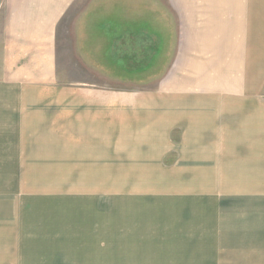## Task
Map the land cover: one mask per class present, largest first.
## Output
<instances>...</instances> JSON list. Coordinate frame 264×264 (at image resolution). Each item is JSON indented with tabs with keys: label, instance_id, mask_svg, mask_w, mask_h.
Returning <instances> with one entry per match:
<instances>
[{
	"label": "rangeland",
	"instance_id": "obj_1",
	"mask_svg": "<svg viewBox=\"0 0 264 264\" xmlns=\"http://www.w3.org/2000/svg\"><path fill=\"white\" fill-rule=\"evenodd\" d=\"M152 2L74 0L58 18L54 45L47 46L55 68L46 78H18L15 68L27 69L23 59L6 72L5 56L30 54L0 37V92L142 91L156 73L138 64L149 54L120 56L117 50L135 41V49H146L151 27L165 30L151 13ZM4 4L0 0V19ZM78 22L92 24L81 37L74 34ZM254 91L264 93V84ZM55 121L68 130L65 154L74 128L65 118ZM94 161L99 163L0 165V235L20 240L5 246L16 251L17 261L8 264H264V174L245 181L190 180L180 179L195 177L180 171L189 164L174 165V156L164 159L169 174L141 172V163L113 158Z\"/></svg>",
	"mask_w": 264,
	"mask_h": 264
},
{
	"label": "crops",
	"instance_id": "obj_2",
	"mask_svg": "<svg viewBox=\"0 0 264 264\" xmlns=\"http://www.w3.org/2000/svg\"><path fill=\"white\" fill-rule=\"evenodd\" d=\"M152 1L151 13L165 30L151 27L146 49H135V41L117 50L120 56L132 50L135 56L149 54L138 63L156 71L148 87L127 94L0 92V165L96 164L97 158H113L123 165L141 163V172L169 174L164 159L174 156V165L189 164L180 169L183 174L195 176L180 179H260L264 93L254 90L264 84V0ZM4 3L0 37L30 54L5 56L4 69L23 59L27 69L15 68L18 78H46L55 68L47 46L54 45L58 18L74 0ZM91 26L78 22L74 34L81 37ZM107 47L110 60L113 45ZM56 117L74 128L65 154L68 130ZM250 174L255 176H242ZM9 243L18 244L0 235V264L17 261L15 249L5 247Z\"/></svg>",
	"mask_w": 264,
	"mask_h": 264
}]
</instances>
